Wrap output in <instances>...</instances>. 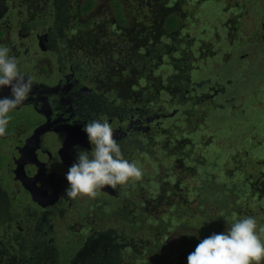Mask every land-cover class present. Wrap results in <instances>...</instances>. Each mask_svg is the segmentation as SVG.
Segmentation results:
<instances>
[{
	"label": "flooded vegetation",
	"instance_id": "flooded-vegetation-1",
	"mask_svg": "<svg viewBox=\"0 0 264 264\" xmlns=\"http://www.w3.org/2000/svg\"><path fill=\"white\" fill-rule=\"evenodd\" d=\"M85 1L0 0V46L11 49L20 72L34 83L29 98L9 113L7 134L0 137V264H121L123 250L133 255L135 245H146L137 235L144 219L156 228L159 207L172 206L174 198L182 201V192H189L187 175L201 181L198 189L211 184L230 225L241 215L254 217L251 207L258 210L259 231L264 227V124L232 143L218 130L195 158L199 139L182 128L200 101L207 106L200 119L207 122L219 112L228 117L224 107L232 100L241 101L232 105L236 111L254 106L252 94L245 96L244 60L264 56V1L133 0L137 6L144 2L142 18L148 23L140 18L119 33L108 0L104 8L95 0L86 11ZM185 1L207 17L197 39L187 27L193 21L180 12ZM165 10L178 18L168 31L162 30ZM115 35H122V43ZM130 47L137 53L131 57ZM257 92L262 107L264 89ZM10 96V87L0 88V99ZM97 119L109 122L123 158L137 162L142 176L115 189H98L95 197L68 198L66 173L77 151H91L83 128ZM209 157L220 166L209 170ZM230 176L228 190L244 201L233 199L227 209L219 186ZM248 197L256 206L245 201Z\"/></svg>",
	"mask_w": 264,
	"mask_h": 264
},
{
	"label": "rangeland",
	"instance_id": "rangeland-1",
	"mask_svg": "<svg viewBox=\"0 0 264 264\" xmlns=\"http://www.w3.org/2000/svg\"><path fill=\"white\" fill-rule=\"evenodd\" d=\"M239 2H242L243 0H238ZM248 1V0H246ZM264 1V0H258V2ZM180 12L182 13L183 19H189L192 20L194 23L192 27L187 26L190 28V35L193 39H197L196 37L200 36V32L202 30V27L208 23L207 17L203 16L202 12L199 11V8L191 7V5L185 1L181 2L179 4ZM202 6V5H201ZM201 8V7H200ZM203 9V7L201 8ZM189 16V17H188ZM193 16V17H192ZM188 17V18H187ZM213 20V19H212ZM248 20V19H246ZM216 23L215 21H213ZM190 23V21L188 22ZM207 26V25H206ZM248 27V26H247ZM212 36V35H211ZM202 38V37H200ZM246 60V62H245ZM244 60V65L246 70L244 71L245 74V91L247 92L248 98H251L253 101L254 106H250V111L248 110H238L237 108L233 107L232 105H238L241 103V101L232 100L231 102H228L225 109H228V117H225L222 112L216 113V116L214 114L213 118L207 122L205 118L200 119V115L203 113L205 114V111L207 110V106L205 105L204 101H200L197 103L194 107V113L191 116V121L187 123L186 125H183L182 131L184 130H192L195 132L193 136H190V138H194V140L199 139L198 144L194 146L193 151V158L198 157L202 151V148L205 143H208L211 138H216V136L213 137L215 133H218V130L220 131V136L224 138V140H227L228 142H233V138L242 139L248 138L247 136H250L248 133L249 131H252V129H255L256 125H262L264 124V105L262 107H258L259 102V93L257 90L262 91L264 89V56L259 57V59L255 58L254 55L249 56L247 59ZM253 65L252 68L250 66ZM227 73H229L228 69H226ZM224 71V76H227V73ZM161 73H165V69H161ZM239 70L237 71L238 74ZM261 74V77H258ZM264 95V94H263ZM247 98V99H248ZM254 98H257L255 101ZM264 98V97H263ZM243 101V100H242ZM244 103V101H243ZM242 106H245V103ZM232 106V107H231ZM239 108V107H238ZM233 110V111H232ZM257 110V111H256ZM200 114V115H199ZM230 115V116H229ZM232 115V116H231ZM204 116V115H203ZM225 118H224V117ZM232 117V120L230 118ZM237 121V122H236ZM165 128L167 129L168 134L170 135L172 133L171 128H168V124L165 125ZM256 134V133H255ZM240 137V138H239ZM222 138H217L216 141L221 143L223 141ZM217 142V143H218ZM254 141H252V144ZM216 148H218V145H216ZM243 148V147H242ZM233 149V154L236 155L238 152L236 151L235 147ZM245 149H247L245 147ZM217 152V151H216ZM215 153V152H212ZM229 154V153H228ZM231 155V154H229ZM213 157H209L208 162V168L209 170L215 169L219 167V164L214 163ZM213 160V161H212ZM219 170L216 169L212 173L213 176L217 179L219 177ZM223 180H221V184L224 183V181L231 182L232 177H223ZM186 181L188 187L190 190L186 194L185 192H182V201L179 198H174L172 201V204H163L159 207V213L157 219L163 220V224L165 221L170 220V223H168L170 226L168 227L167 234L168 238L164 239L163 235H160L158 237V240H155L156 235H152L149 233L148 227H153L155 223H152L148 221V219H144V222L142 223L141 228L137 232V235L143 238L146 244L143 247H139L138 249L134 250L135 253L132 254V251H125L123 250L121 254V264H188L187 258L185 257L186 254H190L193 251H195V248H191V246H187L186 248L181 245L178 242V239L182 234L190 233L193 234L197 239H204L212 235L213 233H221L226 231L227 227H230V221L226 220L225 217L221 215L220 208L217 206L216 198L213 196V189L211 187V184L209 185H203L201 189H198V185H202L201 181L197 178H191L189 175L186 176ZM210 183H213L210 181ZM229 183L223 187V185L219 186L220 190V196L225 197L226 200L224 203L225 208L229 209L231 208L229 205L232 203L233 199H236L240 205L244 200L237 199L233 192L228 190ZM236 193V191H234ZM187 200V202L185 201ZM204 200V201H201ZM245 201H249L250 203H253L254 206H256L255 199L252 201L248 197V199H245ZM181 202V203H180ZM234 202V201H233ZM183 204V205H181ZM201 204V205H200ZM243 211L246 210V208L242 205L241 208ZM253 216L255 217L256 221L259 220V211L256 210L254 207H251ZM209 214L211 218H207L206 215ZM221 218L220 221H222V225L214 228L211 223L213 221H216L218 218ZM241 218H246V216L241 215ZM212 219V220H211ZM211 220V221H210ZM158 224V223H157ZM163 238V239H162ZM156 241H159L168 248H174L177 249V252L181 254V261L176 260L174 257L170 256V252L168 250H164L163 252H158L155 248L154 244ZM148 249V250H147ZM260 263H264L260 262Z\"/></svg>",
	"mask_w": 264,
	"mask_h": 264
},
{
	"label": "clouds",
	"instance_id": "clouds-1",
	"mask_svg": "<svg viewBox=\"0 0 264 264\" xmlns=\"http://www.w3.org/2000/svg\"><path fill=\"white\" fill-rule=\"evenodd\" d=\"M11 49L0 46V88L10 87L11 96L0 99V137L7 134L11 116L9 113L23 104L32 93L34 83L20 72ZM92 145L91 151H77L75 162L68 168V187L64 196L95 197L98 189L110 186L115 189L138 180L142 170L137 162L123 158L122 150L114 138V130L108 121L92 120L84 124ZM264 227L257 231L255 217L234 218L230 227L221 233H213L202 239L195 251L187 257L188 264H260L264 260Z\"/></svg>",
	"mask_w": 264,
	"mask_h": 264
},
{
	"label": "trees",
	"instance_id": "trees-1",
	"mask_svg": "<svg viewBox=\"0 0 264 264\" xmlns=\"http://www.w3.org/2000/svg\"><path fill=\"white\" fill-rule=\"evenodd\" d=\"M94 2H95V0H86L83 3L84 5H83L82 9L86 11V10L92 8L94 5ZM98 2L102 4L103 8L106 7V0H98ZM127 4H130L129 7H126ZM108 5L110 8H112V11H113V18L115 21L114 24L119 26L118 33L119 32H125V30L123 28H126V27L133 28L134 24L138 23L140 18L142 19L141 22L143 23V25H147V23H148V21H145L142 18V16L144 15V13H146V10H147L146 6H144L145 5L144 2L141 6H137L136 1H135V3H133V0H108ZM125 7L127 10L126 13L124 11ZM161 19H162V30L163 31L171 30L176 25L177 20H178V18L175 14L169 13L166 10L162 11ZM140 25H141V27L143 26L141 23L139 24V26ZM102 29H103V27H102ZM130 34L132 37V32H130ZM117 37L118 36L115 35V37H114L115 41H117L119 44L122 43V41H123L122 35H119L118 38ZM134 37H135V39H133V41H130V45H132L133 43L136 42L137 37L143 38V36L141 34H139L137 37L136 36H134ZM140 42H142V40H140ZM129 50H130V57L137 54L135 47H130ZM204 214L207 216L206 213H204ZM170 220L171 219L165 221L164 224H163L164 221L161 220V222L158 224V226L156 228L148 227V230L150 232H155V234L158 236L163 235V238L166 239V238H168V234L166 232L168 230V227L170 226L168 224V223H170ZM166 222H168V223H166ZM211 225L214 228H216V227L222 225V221H220V220L213 221L211 223ZM201 240L202 239H197L193 234L185 233V234H182L180 236V238L178 239V242L181 245V247L184 246L186 248L187 246H191V248H196V246L198 245V243ZM145 243L148 244L147 242H145ZM163 244H165V243H160L159 241H156V243L154 244V246L158 252L161 253L164 250H168L170 252L171 257L178 256L177 258L181 261L182 257H181V254H179L177 252V249H174L171 247L168 248L167 243H166V246L164 245V247H163ZM135 247L139 248L138 245H135ZM188 255L189 254H186L185 257L187 258ZM179 264H182V263H179Z\"/></svg>",
	"mask_w": 264,
	"mask_h": 264
}]
</instances>
